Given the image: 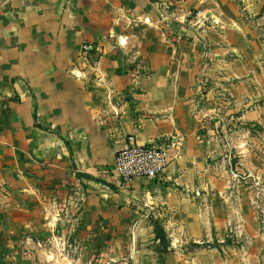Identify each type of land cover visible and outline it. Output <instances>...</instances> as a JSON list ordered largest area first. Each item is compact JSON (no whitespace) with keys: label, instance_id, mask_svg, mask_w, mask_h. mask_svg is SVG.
Instances as JSON below:
<instances>
[{"label":"crops","instance_id":"1","mask_svg":"<svg viewBox=\"0 0 264 264\" xmlns=\"http://www.w3.org/2000/svg\"><path fill=\"white\" fill-rule=\"evenodd\" d=\"M261 174L264 0H0V264H264Z\"/></svg>","mask_w":264,"mask_h":264},{"label":"built area","instance_id":"2","mask_svg":"<svg viewBox=\"0 0 264 264\" xmlns=\"http://www.w3.org/2000/svg\"><path fill=\"white\" fill-rule=\"evenodd\" d=\"M167 9L168 6H165ZM195 22L211 19L201 10L192 14ZM90 44L84 45V50H90ZM169 163L168 147L156 144H138L133 137L129 138V144L116 152L113 172L115 176L125 182L135 179H152L159 177Z\"/></svg>","mask_w":264,"mask_h":264},{"label":"rangeland","instance_id":"3","mask_svg":"<svg viewBox=\"0 0 264 264\" xmlns=\"http://www.w3.org/2000/svg\"><path fill=\"white\" fill-rule=\"evenodd\" d=\"M255 163V162H254ZM258 165V164H257ZM232 178H238L237 175H235L234 173L231 174ZM244 176V175H243ZM254 181H256L258 183L259 186H261L262 184H264V174H261L258 178H253ZM259 212H260V224L263 225L264 224V206L259 204Z\"/></svg>","mask_w":264,"mask_h":264},{"label":"trees","instance_id":"4","mask_svg":"<svg viewBox=\"0 0 264 264\" xmlns=\"http://www.w3.org/2000/svg\"><path fill=\"white\" fill-rule=\"evenodd\" d=\"M154 223H155V225H156V229H157L158 236H159L162 240H164V239H165V235H164L162 229L160 228L159 223H158L157 221H154Z\"/></svg>","mask_w":264,"mask_h":264}]
</instances>
